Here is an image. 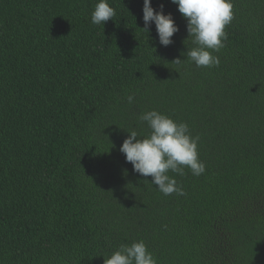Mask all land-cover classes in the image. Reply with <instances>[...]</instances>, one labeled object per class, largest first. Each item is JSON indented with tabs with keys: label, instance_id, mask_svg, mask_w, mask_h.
<instances>
[{
	"label": "trees",
	"instance_id": "1",
	"mask_svg": "<svg viewBox=\"0 0 264 264\" xmlns=\"http://www.w3.org/2000/svg\"><path fill=\"white\" fill-rule=\"evenodd\" d=\"M0 0V264H104L143 240L157 264H264V0H232L219 67L160 45L143 0ZM180 59L181 64L174 63ZM135 95L133 103L126 100ZM156 110L198 136L200 176L164 195L120 148Z\"/></svg>",
	"mask_w": 264,
	"mask_h": 264
},
{
	"label": "clouds",
	"instance_id": "2",
	"mask_svg": "<svg viewBox=\"0 0 264 264\" xmlns=\"http://www.w3.org/2000/svg\"><path fill=\"white\" fill-rule=\"evenodd\" d=\"M178 6V11L187 21V31L195 45L186 52L187 62L197 67H219L220 59L214 55L219 52L227 40L225 31L234 18L232 0H171ZM144 31L149 32L155 24L160 45L168 47L174 43L173 36L179 27L171 13L165 14L164 5L157 11L152 0H143ZM115 9L108 0H99L91 14V22L95 25L105 24L115 16ZM186 62V61H184ZM177 59L174 63H184ZM129 104L135 95H128ZM139 120L146 122L149 133L138 138L135 130L123 142L120 152L125 155L126 162L133 165V170L143 176L152 177L151 184L164 195H185L176 179L170 177L169 171L181 176L185 168L195 176L205 172V164L199 160V137L191 135L187 123L176 122L169 116L156 110L143 113ZM104 264H157L154 255L148 250L145 242L140 240L131 245L121 244L119 249L105 258Z\"/></svg>",
	"mask_w": 264,
	"mask_h": 264
}]
</instances>
